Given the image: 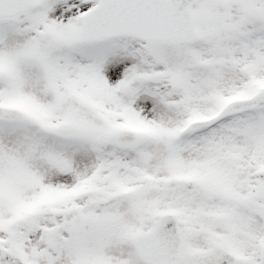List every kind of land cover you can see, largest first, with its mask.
I'll list each match as a JSON object with an SVG mask.
<instances>
[{
  "label": "snow or ice",
  "instance_id": "snow-or-ice-1",
  "mask_svg": "<svg viewBox=\"0 0 264 264\" xmlns=\"http://www.w3.org/2000/svg\"><path fill=\"white\" fill-rule=\"evenodd\" d=\"M0 264H264V0H0Z\"/></svg>",
  "mask_w": 264,
  "mask_h": 264
}]
</instances>
